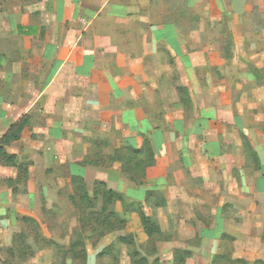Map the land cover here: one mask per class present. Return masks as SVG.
Segmentation results:
<instances>
[{"label":"crops","instance_id":"obj_1","mask_svg":"<svg viewBox=\"0 0 264 264\" xmlns=\"http://www.w3.org/2000/svg\"><path fill=\"white\" fill-rule=\"evenodd\" d=\"M261 55L264 0H0V137L29 115L31 169L60 168L66 181L99 180L137 201L168 186V216L198 235L204 255L230 236L264 263V145L249 140L250 159L226 160L223 141L255 132L236 110L246 94L221 97L211 80ZM25 132L6 146L17 158ZM144 136L154 163L142 185L78 162L94 142L111 156Z\"/></svg>","mask_w":264,"mask_h":264},{"label":"rangeland","instance_id":"obj_2","mask_svg":"<svg viewBox=\"0 0 264 264\" xmlns=\"http://www.w3.org/2000/svg\"><path fill=\"white\" fill-rule=\"evenodd\" d=\"M256 27L260 29L259 26ZM229 48L224 45L226 56L229 55ZM238 59L242 60L243 58L239 57ZM256 61L260 62L257 64H261L259 68L255 67L257 64L252 59L251 63L243 62L246 65V70L243 72H234L232 65L227 73H223V76L221 73L211 74V80L214 83L222 84L221 97L230 96L237 99L246 94V98L239 107H236V110L243 114L246 118L245 123L251 124V128H253L251 131L255 132L251 134V139L242 134H235L230 141L222 142L223 149L228 151L226 160L230 163L234 162L233 159L236 156L235 162H239L240 165L243 164V159L245 161L250 159L249 146L251 144L249 140L264 145V139H262L264 136V56L261 55L260 58H256ZM204 75H200L201 79L204 78ZM256 84L260 87L255 86ZM187 92L188 90L184 91L186 95ZM223 129L229 131L231 126L227 123L223 124ZM24 136L26 139L21 141V147H17L16 150L19 154L17 164L25 166L27 169L25 175L19 173L18 178L16 166H11L13 172L9 170V173L0 169V264H59L64 250L75 238L76 231L81 232L84 236L86 256L80 260L66 258L64 264H132L133 247H136L140 257L144 258L137 259L140 260L137 264H173L178 250L188 253L185 264H204L206 257L207 261L212 257L211 261L213 262L215 259L218 264H264L262 261L256 262L258 260L256 254L241 255L240 250L235 248L233 238L230 236L223 237L222 243L213 256L204 255L198 235H193L191 230L180 231L179 223L174 225L173 219L168 216V209L165 208V204L168 203V196L173 198L172 194H168V186L165 187V191L160 192L164 197L165 203L163 205L161 199L157 204L153 203V200L149 203L140 200L144 211L148 214H154L160 224L163 235L158 240L147 242L144 238L139 240L136 237L135 245L120 243L118 238L123 236L126 230H113L105 233L104 229L97 228L94 224L84 227L79 219L78 210L70 199V195L74 193L71 180L74 175H71L70 180L66 181V178L61 176L63 172L60 168L37 169L33 167L31 169L30 166L34 163L30 156L32 147L26 146L29 142L36 140V137L30 133V130L25 132ZM242 143L244 148H240L238 153H232V146ZM102 147L95 148L93 146L92 158L96 157L95 155H103L101 154ZM40 154L43 155V152ZM78 162L83 164L85 160L81 158L78 159ZM41 164L43 163H38V166L40 167ZM0 166L8 165L0 164ZM99 166L104 171H116L117 168V165L109 163L105 166ZM256 166L258 167V164ZM121 174L128 182L135 185L127 176ZM30 175L34 179L33 184L29 182ZM96 181L99 180H85L88 187H92ZM222 187L224 188L223 185ZM146 194L147 191L144 197L147 196ZM248 195L252 198L258 196L253 193ZM126 197L134 200L132 197ZM171 199H169L170 203ZM115 207L119 210L122 205L117 203L113 205V208ZM180 210L182 212L183 208ZM23 216L30 217L32 221L22 220ZM190 223L187 221L186 225H190ZM199 223L203 224L202 222ZM100 232H104L102 233L104 235H99ZM16 235H19L20 238L16 239ZM13 238L15 239L14 242H12ZM105 249L108 252H104ZM155 259L156 261H154ZM240 259L245 260L246 263H241Z\"/></svg>","mask_w":264,"mask_h":264},{"label":"trees","instance_id":"obj_3","mask_svg":"<svg viewBox=\"0 0 264 264\" xmlns=\"http://www.w3.org/2000/svg\"><path fill=\"white\" fill-rule=\"evenodd\" d=\"M186 91L185 88L180 89ZM30 116L23 115L15 123H13L6 132L0 137V164L8 166H16L18 168V178L20 175H25L27 169L25 166L17 164V156L14 153H10L6 150V146L12 142L19 140L23 133L27 130ZM95 148L104 146L103 142H94ZM99 149V148H98ZM96 157L87 156L84 158L85 164H96L105 166L107 163L111 165H117V170L123 173L129 178V180L135 185H141L148 180L146 179V168L154 163V152L152 144L147 136L143 138V144L140 148L123 147L116 149L112 156L107 155H95ZM74 193L70 195L74 206L78 210L79 219L82 225L94 224L97 228L104 229L105 233L113 230H126L123 236L118 238L120 243L135 245L136 237L139 240L144 238L147 242H153L158 240L163 232L160 224L154 214H148L143 209L141 201L132 200L116 191L108 188L107 184L102 181H96L92 187H88L84 178L80 175H74L71 178ZM10 181V180H9ZM161 190L156 186V189L148 190L147 196L144 197V201L149 203L153 200V203L161 199L162 205L164 197L161 195ZM161 202V201H160ZM120 203L121 209L113 208L114 204ZM161 204V203H160ZM22 220L32 221L30 217L23 216ZM104 232H100L99 235ZM20 238L16 235V239ZM15 239L13 238L14 242ZM12 251V249H11ZM108 250H104V252ZM103 253V252H101ZM153 253V250H152ZM188 255L187 252L178 250L175 255L173 264H185V258ZM86 248L84 244V236L81 232H75V238L70 241L69 245L61 256V262L64 264V259L80 260L85 258ZM139 250L136 247L132 249L131 261L132 264L140 262ZM140 259V260H137ZM146 259V258H145ZM146 261V260H145ZM156 261V259L154 260ZM241 263H246L245 260H239ZM256 262H261L257 260ZM212 264H216L215 259Z\"/></svg>","mask_w":264,"mask_h":264}]
</instances>
